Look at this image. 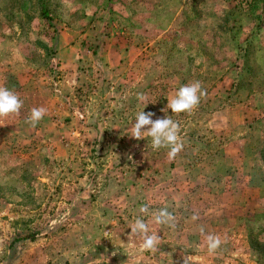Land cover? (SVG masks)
Returning <instances> with one entry per match:
<instances>
[{
  "label": "rangeland",
  "instance_id": "1",
  "mask_svg": "<svg viewBox=\"0 0 264 264\" xmlns=\"http://www.w3.org/2000/svg\"><path fill=\"white\" fill-rule=\"evenodd\" d=\"M0 86L23 101L0 118V264H264V0H0ZM140 94L179 123L174 159L130 137Z\"/></svg>",
  "mask_w": 264,
  "mask_h": 264
},
{
  "label": "clouds",
  "instance_id": "2",
  "mask_svg": "<svg viewBox=\"0 0 264 264\" xmlns=\"http://www.w3.org/2000/svg\"><path fill=\"white\" fill-rule=\"evenodd\" d=\"M206 91L202 89L200 81H194L179 87L175 95L171 97L167 103V108L172 113L179 114L181 112L191 113L200 103ZM138 99L143 102V108L136 113L135 121L131 128L130 137L141 140L144 137L151 139V147L153 150L167 148L168 158L174 159L177 154L182 151L184 144L180 136V125L173 120L171 116L157 118L153 120L155 115L153 112H144L143 109L149 103L142 94L138 95ZM23 106V101L19 96L6 87L0 86V118L10 114H19ZM163 111V110H162ZM46 114L43 107H35L30 111V115L26 122L31 126H35ZM139 212L144 215H150L156 225H166L169 228L175 227V217L168 209L161 208L150 212L147 204L140 206ZM198 217L193 216L196 220ZM130 238L138 237L141 241L139 247L145 251H155L160 243L158 232L150 228L149 224L141 217H137L130 225ZM203 234L205 229L203 226L199 228ZM222 241L218 235L207 234L204 236V245L210 253L215 252L221 245ZM190 258H184L183 264H189Z\"/></svg>",
  "mask_w": 264,
  "mask_h": 264
},
{
  "label": "trees",
  "instance_id": "3",
  "mask_svg": "<svg viewBox=\"0 0 264 264\" xmlns=\"http://www.w3.org/2000/svg\"><path fill=\"white\" fill-rule=\"evenodd\" d=\"M32 236H33V235H32ZM32 236H31V237H32Z\"/></svg>",
  "mask_w": 264,
  "mask_h": 264
}]
</instances>
